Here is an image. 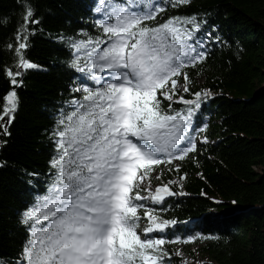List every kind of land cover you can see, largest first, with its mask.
Returning a JSON list of instances; mask_svg holds the SVG:
<instances>
[{
  "label": "trees",
  "instance_id": "1",
  "mask_svg": "<svg viewBox=\"0 0 264 264\" xmlns=\"http://www.w3.org/2000/svg\"><path fill=\"white\" fill-rule=\"evenodd\" d=\"M27 3L39 23H29L31 34L23 55L37 67L16 76L13 85L6 72L17 71L16 37L25 9L17 0H0V105L11 91L18 100L7 133L0 129V264H26L23 254L35 220L25 224L24 214L40 207L44 197L55 195L52 188L59 169L52 161L60 156L57 133L65 128L59 121L65 119L67 124L66 118L78 108L71 102L82 101L85 95L74 89L102 85L87 79L91 74L88 53L104 45L79 50L73 45L103 37L97 26L102 15L93 11L103 5L97 0ZM161 3L164 10L144 24L155 27L172 18L195 16L200 25L195 37L211 32L212 41L206 43L203 62L189 64L174 77L186 84L183 73L187 72L188 92L176 89L172 101L157 92L161 109L180 113L178 121L188 108L193 109L188 134L196 148L184 159L169 162L166 154L157 157L163 162L153 165L147 176L153 184H167L177 195L165 197L160 204L140 201L145 208L138 209L141 220L136 231L141 233L147 210L157 222H175L163 233L146 234L165 239L163 264H186L196 257L202 258L198 264H264V0ZM73 61L85 72H79ZM196 92L208 93L201 96L199 108L179 102L180 96L196 100ZM48 223L43 221L45 226Z\"/></svg>",
  "mask_w": 264,
  "mask_h": 264
},
{
  "label": "snow or ice",
  "instance_id": "2",
  "mask_svg": "<svg viewBox=\"0 0 264 264\" xmlns=\"http://www.w3.org/2000/svg\"><path fill=\"white\" fill-rule=\"evenodd\" d=\"M17 2L25 11L16 37L17 71L6 72L13 85L17 84L16 76L37 67L25 60L23 50L31 34L29 23L39 21L33 18L34 11L27 0ZM97 3L103 5L93 8L102 15L97 26L103 37L81 41L73 47L79 50L92 44L104 45L99 51L92 49L94 58L92 52L88 53L91 74L87 76L96 84L103 80V84L74 89L85 95L82 101L71 102L78 108L66 118L68 123L65 119L59 121L65 128L57 133L60 156L52 161V166L59 169L52 188L55 195L44 197L40 207L24 214L25 224L35 220L23 254L26 264H163L167 256L162 249L165 239L149 238L146 234L163 233L175 222H157V217L147 210L144 215L151 223L138 233L141 220L138 209L145 208L139 202L151 198L160 204L165 197L177 193L165 184L154 193L143 189L149 195L141 196L142 189L136 181L142 182L153 165L163 162L157 158L158 154H166L171 162L195 151L194 139L188 134L193 109L188 108L178 121L180 113L172 115L161 109L157 92L164 100H173L177 85L174 77L189 64L195 66L206 59V43L212 41V35L209 32L204 38L195 37L200 29L195 16L172 18L155 27L144 24L164 10L161 0H97ZM187 3L190 0H173L174 5ZM187 24L192 28L176 27ZM73 66L85 72L78 61H73ZM105 69L109 75L99 76ZM183 78L184 91L188 92L187 72ZM194 95L196 100L180 96L179 102L199 108L201 96L208 93ZM4 100L6 103L0 105V129L7 133L6 124L12 122L18 107L15 91L9 92ZM207 142L205 138L204 143ZM139 169L143 173L138 176ZM43 221L49 223L45 226Z\"/></svg>",
  "mask_w": 264,
  "mask_h": 264
},
{
  "label": "rangeland",
  "instance_id": "3",
  "mask_svg": "<svg viewBox=\"0 0 264 264\" xmlns=\"http://www.w3.org/2000/svg\"><path fill=\"white\" fill-rule=\"evenodd\" d=\"M98 51H99V50H98ZM106 72H108L107 69H105V71H104V72H101V73H104V75H105ZM104 75L102 76V74H101V75H99V76H101V77H105ZM105 78H106V77H105ZM101 84H103V80H101ZM184 87H185V84H183V83L177 81L176 89H179L180 91H184ZM168 89H171V85L168 86ZM200 139H201V141H203V140H204V137L201 136ZM163 154H164V153H160V154H158V157H159V155H163ZM140 174H142V172H140V169H139V170H138V176H139ZM175 181H176V180H175ZM136 182H137V183H140V186H141L142 189H148V190H150L152 193H154L155 190H156L158 187H161V186L165 185V184H162V183H158V184H153V183H151V181H150V179H149L148 176H145L142 182H140L139 180H137ZM148 195H149V192H148V191H144V194L141 195V196H148ZM145 201H147V203H148V202H149V203L154 202L151 198H149L148 200H145ZM145 217H146V216H145ZM150 223H151V222H150V221L147 219V217H146V221H145L143 227L141 228V231H142L145 227L149 226ZM200 260H202L201 257H196V260H194V261L186 260V261H184V262H185L186 264H189V263H196V264H198V263L200 262Z\"/></svg>",
  "mask_w": 264,
  "mask_h": 264
},
{
  "label": "bare ground",
  "instance_id": "4",
  "mask_svg": "<svg viewBox=\"0 0 264 264\" xmlns=\"http://www.w3.org/2000/svg\"><path fill=\"white\" fill-rule=\"evenodd\" d=\"M178 255H184L183 253L179 252Z\"/></svg>",
  "mask_w": 264,
  "mask_h": 264
},
{
  "label": "water",
  "instance_id": "5",
  "mask_svg": "<svg viewBox=\"0 0 264 264\" xmlns=\"http://www.w3.org/2000/svg\"><path fill=\"white\" fill-rule=\"evenodd\" d=\"M5 118L7 119L8 117H7V116H5Z\"/></svg>",
  "mask_w": 264,
  "mask_h": 264
}]
</instances>
